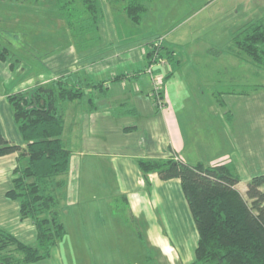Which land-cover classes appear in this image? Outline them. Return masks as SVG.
<instances>
[{"label":"crops","instance_id":"0c3cea01","mask_svg":"<svg viewBox=\"0 0 264 264\" xmlns=\"http://www.w3.org/2000/svg\"><path fill=\"white\" fill-rule=\"evenodd\" d=\"M238 1L153 0L150 4L146 23H149L151 32H153L152 28L157 30L146 35V38L152 41L155 40L152 39V36L159 33V31L168 32L169 36L175 35L171 40L168 36L170 41L166 40V42L165 38L163 39L160 36L161 34L154 37L162 39V57L165 58L163 61H157L158 63L154 65V71L164 77L169 75L172 79L182 73L186 75V115L178 114L176 108L173 109L168 106L160 108L155 103L151 94L153 88L152 77L147 72L150 58L144 54L143 48L144 57L125 55V49H122V47L127 45H121L116 41V23L111 22L109 15L110 10L111 14L116 17L118 15L116 13H119L120 10H115L111 3H109V10H107V24L102 27V23L93 25L98 31L103 32L105 38L99 42L90 41V48L84 55L72 50L69 59L59 57L56 62L54 60L50 64V68L40 65L43 72H40L38 79L35 80L36 85L60 78L68 80V76L79 75L83 71V77L74 79L77 83L73 86L82 87L84 90L94 89L98 93H95L94 97H89L88 102H84L83 108H81L83 98L69 101L65 106V127L62 137L64 142L66 139L71 144L74 142L71 147L66 146L71 151L69 171L64 175V177L70 175L69 179L64 178L66 186L70 182H74L73 168L76 172H79V175L85 170L89 176V181H91L92 175L98 173L96 169L99 166L97 160L110 157L111 166L117 171L120 179L119 197L127 202L131 218L141 224L137 232L141 237L146 238L152 247L160 248L163 253L171 252L179 264H191L194 261L198 241L196 223L182 188V194L174 193V188L181 187V181L179 178L163 180L158 172L144 175L138 161L140 158L160 159L179 156V151L183 150L186 142V161L191 164L199 162L223 164L227 162L233 164L239 176L241 175L239 166L245 168L244 164H250L248 161H246L247 163L244 162L247 158H251L249 156L251 149L249 138L255 135L256 125L264 124V119L255 121L248 117L238 120L236 112L232 114L230 111L225 113L226 121L221 120V116L223 115V108L230 105L229 102L236 103L240 111L245 112L250 107L251 102L254 103V100L264 98V88L255 91L256 85H253L252 90L224 91L214 83V81H217L216 78H222L221 71H219V74L209 71L208 74H202L200 79L198 78V68L190 67L191 63L208 62L209 58L221 57L224 53L207 40L209 33L205 37L196 36L197 31L201 30V25L205 21L201 17L206 11L216 7L213 12L210 11L209 15H217L220 18L216 19L218 23H215L211 30L224 28L227 32L229 31V38H232V43L236 33L249 23L237 25L239 22L233 21L231 16L240 13L241 7ZM261 19L264 20V17ZM230 48L231 46L228 55L232 58L228 62L236 72L231 79L235 85H238L240 79H246L247 77L244 72L238 73V70L252 63V61L240 59L234 55ZM150 50L151 48L148 51ZM114 53L115 55H112ZM0 61H2L0 65H5V67L13 70L16 66L14 63L7 65L8 58H0ZM66 66H71L72 73L62 71L54 76L51 73L48 74V71L62 70ZM25 79L26 81L22 83L23 86L27 84V80L30 78L27 76ZM29 86L15 89L14 92H10L5 87L0 89V130L8 140L21 147H25V142L14 118L8 95L31 88V85ZM204 86L209 87L208 92H206ZM208 93L213 95L214 99L208 98ZM196 95L199 97L197 98ZM205 96H207L206 99H204ZM91 98L94 99L95 107L92 106ZM221 99H224L225 103L220 101ZM242 103L245 104L241 105ZM232 104L230 108L234 111L235 106ZM201 110L215 112L216 114L219 112V122H210L209 126L206 123H201L200 113L196 118L194 116V113L201 112ZM230 114L232 119L229 118ZM203 130L210 134L214 147L216 142L219 141H222V143H243L242 152H240L239 147L237 148V154H235V149L233 152L227 151V156L230 155L231 160L225 162L221 160L225 153L219 150L214 152L212 146L205 149L200 146L193 148V142L200 143V139L205 138L207 132ZM225 134L228 140L224 139ZM255 138L256 142L263 141L264 135L257 134L253 137V140ZM78 143L82 145L79 146ZM205 151L209 154H203ZM18 155L19 152L17 151L0 157V163L1 161L5 162L7 167L10 168L12 186L15 176L14 169L19 162ZM84 155L90 158L89 161L86 160L85 168L83 167ZM262 158L264 159V152ZM249 174L252 176L253 173L250 172ZM3 175V168L0 167V178ZM249 180H244L240 176V182L236 185L245 197H247ZM79 185L80 183L75 181L73 189L68 190V196L72 197V203L97 199L96 191L98 188L93 185L88 187L87 193L83 192L85 194L83 196ZM10 188L8 186L5 189V195ZM158 206L166 209L168 207L180 209L179 214L183 218V222H186V248L183 245L173 246L166 228L160 227V224L164 223L174 224L175 217L174 215L171 216L172 222L170 213L168 211L159 213ZM3 210L7 209L4 208ZM179 214H177V220L180 222ZM28 219H21V222ZM31 223V226H35L33 219ZM26 225L28 228L31 227L29 223ZM182 242L185 243V241ZM165 262H167V259Z\"/></svg>","mask_w":264,"mask_h":264},{"label":"rangeland","instance_id":"374dc122","mask_svg":"<svg viewBox=\"0 0 264 264\" xmlns=\"http://www.w3.org/2000/svg\"><path fill=\"white\" fill-rule=\"evenodd\" d=\"M99 3L102 10L101 27L108 22L107 10H109V3L112 4L115 10H120L119 13L114 12L118 14L116 17L111 14L110 10L109 15L111 22L116 23V41L121 43V45H127L122 47V49H125V55L136 57L147 55V51L152 48L150 43L152 40L147 39L146 35L157 30L152 28L153 32L150 31L149 23H146L148 13L138 23L127 15L124 10V3L109 2L108 0H99ZM238 3L241 7L240 13L231 16L233 21L239 22L237 25H244L264 17V0H239ZM214 8L216 7H212L201 17L206 24L202 23L201 30L197 31L196 36L205 37L209 33L207 40L224 53L221 57L209 58L208 62L191 63L190 67L198 68V78L200 79L202 74H208L209 71L218 74L221 71L222 78H216L217 81H214V83L224 91L252 90L253 85H256V87L263 86L264 67L258 66L253 62L238 70V73L244 72L245 76H247L246 79H240L238 85H235L234 81H232L231 78L236 74L234 68L228 62L232 58L228 55L229 47L233 46L232 38H229L230 32H227L224 28L221 29L222 31L219 28L215 31L211 30L213 25L218 23L216 19L220 18L217 15H209L210 11L213 12L215 10ZM85 10V6L80 1H76L73 4L71 2L65 8H62L58 0H0V46L9 50L6 64H16L14 70L5 67V65H0V89L5 87L10 92H14L15 89L30 87L29 85L32 88L36 86L35 80L38 79L39 73L43 72L40 65L50 68V64L54 60L56 62L59 57L69 59L72 50L84 55L90 48V41L99 42L104 39L103 32L92 26L90 15ZM159 34H161L160 36L163 39L165 38V42L168 40L169 33L162 31L154 34L152 39L158 40L154 37H158ZM173 36L175 35L169 36L170 40ZM142 48L145 55H143ZM112 55H115V53ZM156 63H158L156 60L150 61L147 68V72L150 75L157 74L154 71ZM150 68L153 73L149 71ZM62 71L72 73L71 66H66L62 70L57 69L53 72L48 71V74L51 73L54 76ZM27 76L30 79L23 86L22 83L26 81L25 78ZM78 77H83V71L79 75L68 76V86L75 85L77 82L74 79ZM160 82L165 107L176 108L178 109V114L186 115V75L182 73L175 79H172L169 75L162 76ZM28 83L30 84L28 85ZM204 88L208 92L209 87L204 86ZM261 89L263 88L259 90ZM85 93L86 96L81 101V108H83L84 102H88V98L94 97V94L98 93V91L88 88ZM208 95V98L214 99L213 95L210 93ZM196 97L198 98L199 96L196 95ZM154 100L156 103L155 98ZM199 102L201 103V101ZM67 103L68 101L64 105L66 106ZM229 103L230 105L223 108L221 120H227L225 113L228 111L232 114L236 112L238 120L248 117L255 121L264 119V98L254 100V103L251 102L250 107L245 112L240 111L236 103H233L235 106L233 111L230 108L232 103ZM244 104L242 103L241 105ZM199 113L202 117L201 123H206L209 126L210 122H219V112L216 114L215 112L201 110V112L194 113L195 118ZM184 129L186 134V127ZM203 131L207 132L206 130ZM255 131L254 136L257 134L264 135V124L256 125ZM205 134V138L200 139V143L193 142V148L200 146L205 149L212 146L214 152L219 150L225 153L221 158L225 162L231 160L230 155L227 156V151L233 152L235 149V154H237V148L239 147L240 152H242L243 143H222V141H219L218 143L216 142L214 147L210 134L208 132ZM253 137L249 138V147H251L249 156L251 158H247L244 161L245 163L248 161L250 164H244L245 168L239 166L240 176L244 180L264 173V159L262 158L264 140L256 142V138L253 140ZM224 139L228 140L226 134ZM65 144L67 147H71L74 142L71 144L66 139ZM77 145L81 146L82 144L78 143ZM244 145L246 146V144ZM246 148L248 147L246 146ZM179 154L186 161V142ZM203 154L207 155L209 153L205 151ZM253 157L254 159L252 160ZM83 158V167L85 168L86 160L88 159L89 161L90 158L85 155ZM110 160V157L97 160L99 164L98 168H96L98 173L92 175L91 181H89V176L85 170L79 175V172H76L75 168H73L74 182H70L61 192H58V197L60 198L59 215L66 225V236L54 247L49 258L37 264H179L171 252L163 253L160 248L152 247L150 242L137 232L141 224L131 218L127 202L119 197L120 179L117 171L112 168ZM0 167L4 171L3 177L0 178V227L15 234L24 242L36 245L37 231L34 225L31 226L32 219L29 218L21 222L20 201H13L5 195V189L8 186L9 188L12 187L10 168L2 161ZM235 172L237 173L236 168ZM250 172L253 173L252 176L249 174ZM69 176L66 177L69 179ZM75 181L80 183L81 195L83 196L85 195L84 193H87L88 187L93 185L98 188L96 191L97 199L72 203V197L68 196V190L73 189ZM174 191L175 194H182L181 187L174 188ZM4 208L7 210L4 211ZM157 210L159 213L168 211L170 220L171 216L174 215L175 222L171 220L174 226L164 223L160 224V227L166 228L167 235L173 242V246L183 245L186 248V222H183V218L179 214L180 209L171 207L166 209L158 206ZM177 214L181 218L180 222L177 220ZM27 223L30 224V228L27 227ZM182 241H185V243L183 244ZM166 259L167 262H165ZM170 259L172 260L168 261Z\"/></svg>","mask_w":264,"mask_h":264},{"label":"trees","instance_id":"16d2710c","mask_svg":"<svg viewBox=\"0 0 264 264\" xmlns=\"http://www.w3.org/2000/svg\"><path fill=\"white\" fill-rule=\"evenodd\" d=\"M58 1L62 8L71 2H82L92 26L102 19L99 0ZM108 1L124 3L127 15L139 23L153 0ZM158 40L151 42L147 53L150 61L165 59ZM230 49L240 59L264 67V20L246 24L236 33ZM8 55L9 50L0 46V58ZM260 88L264 86L254 90ZM84 96L82 87L68 86L63 78L8 95L25 147L12 143L0 130V157L19 152L13 186L6 195L20 201L21 219H33L37 244L26 243L0 227V264H37L49 258L66 236L58 197V192L66 187L63 177L69 171L71 157L62 137L64 104ZM223 100L220 101L225 103ZM91 103L95 107L93 98ZM229 118L232 119L231 114ZM138 162L144 175L158 172L163 180L180 179L198 230L191 264H264V173L249 180L245 197L236 187L240 176L231 163L191 164L180 156L140 158Z\"/></svg>","mask_w":264,"mask_h":264},{"label":"built area","instance_id":"2783aa9c","mask_svg":"<svg viewBox=\"0 0 264 264\" xmlns=\"http://www.w3.org/2000/svg\"><path fill=\"white\" fill-rule=\"evenodd\" d=\"M162 39L158 40V45L162 44ZM163 61V60H161ZM149 71L151 73H153L152 69L150 68ZM163 75H160L159 73L157 74H152V91L151 94L152 96L156 99V103L160 108H164L165 104L163 102V95H162V89H161V82H160V78H162Z\"/></svg>","mask_w":264,"mask_h":264}]
</instances>
